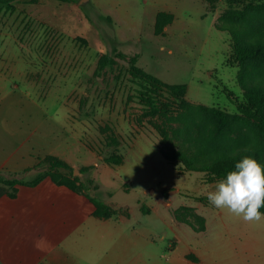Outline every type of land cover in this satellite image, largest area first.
Wrapping results in <instances>:
<instances>
[{"label": "rangeland", "instance_id": "rangeland-1", "mask_svg": "<svg viewBox=\"0 0 264 264\" xmlns=\"http://www.w3.org/2000/svg\"><path fill=\"white\" fill-rule=\"evenodd\" d=\"M263 2L19 0L12 9L0 3V62L14 64L17 78L31 79L18 81L41 102L32 109L63 134L57 146L62 156H46L30 178L46 170L79 176L102 200L149 207L161 232L154 257L161 263L172 259L175 243V260L191 245L196 254L190 258L202 264H264V221L246 223L215 208L207 193L219 180L207 182L202 171L178 173L160 150L190 146L264 153V128L241 112L234 98H244L248 87L264 90V59L244 66L232 62L235 39L229 31L239 33L237 40L264 45V5H257ZM231 5L245 17L228 16ZM159 11L173 17L160 34ZM105 55L113 61L103 62ZM135 57L162 80L187 84L184 102H170V110L178 103L173 112L150 114L140 102L130 72ZM164 97V102L170 98ZM216 107L228 114L227 124L217 122ZM119 155H125L121 164L106 160ZM55 160L71 168H53ZM97 181L103 185L94 188ZM180 207L189 208L180 216L204 228L177 224L173 211Z\"/></svg>", "mask_w": 264, "mask_h": 264}, {"label": "crops", "instance_id": "crops-1", "mask_svg": "<svg viewBox=\"0 0 264 264\" xmlns=\"http://www.w3.org/2000/svg\"><path fill=\"white\" fill-rule=\"evenodd\" d=\"M2 61L0 171L20 173L21 178L32 180L38 173L32 178L30 175L39 170L47 155L62 156L57 146L62 144L63 134L56 123L32 109L33 103L41 106V102L32 98L31 88L24 90L18 81L31 79L17 78L14 64ZM100 185L103 183L97 181L94 188ZM16 188V195L11 196V189L0 184V264L203 263L200 258H190L196 254L191 245L180 260H175V243L169 249L172 259L162 263L154 259L161 248V232L149 207L104 200L122 210L103 217L95 213L96 205L85 193L51 178L35 185L17 184ZM173 216L177 224L183 222L194 228L177 218L175 210ZM161 250L164 255L165 249Z\"/></svg>", "mask_w": 264, "mask_h": 264}, {"label": "trees", "instance_id": "trees-1", "mask_svg": "<svg viewBox=\"0 0 264 264\" xmlns=\"http://www.w3.org/2000/svg\"><path fill=\"white\" fill-rule=\"evenodd\" d=\"M19 0H0L1 4H5L7 8L12 9L15 7L14 2ZM74 1V0H66ZM211 5H213L217 0H207ZM235 0H230V4H234ZM259 5H264L263 3H258ZM226 14L233 19H241L245 17L242 10L233 8L232 5L227 10ZM172 15L166 13L165 11H159L156 15L155 30L156 33H162L164 26L171 22ZM219 29L221 27L217 26ZM231 35L234 34L233 42L231 46L233 48L232 62H237L240 65H246L251 60L259 61L264 59V45L261 43L249 42L244 40H237L239 33L230 30ZM103 62H112L113 59L109 55H105ZM137 57L132 59V64L130 68L131 76L136 84L139 86L138 95L140 102L147 107L150 114H160L173 112L177 108V102L173 103L174 109L170 110V102L174 99L179 101V103L184 102V97L187 92V84L181 83H168L161 78L147 72L142 67L137 65ZM230 95H233L231 90H227ZM168 94L170 96L168 101L164 102L163 96ZM238 109L243 112L246 116L250 117L255 124L264 128V90L256 87H248L244 98L240 99L234 96ZM214 115L219 124L225 125L229 122L228 114L221 108H214ZM163 156L172 164L175 165L178 173H184L187 171H202L204 173V179L207 182H214L221 180L225 177L226 173L234 168L235 163L244 156H251L256 159L259 163L264 165V153L258 149H244L238 152H233L225 149H213L210 151H203L202 149L192 148L190 146L186 148H160ZM48 156V155H47ZM53 155L46 157V160H54ZM56 158V156H55ZM125 155L119 156H108L106 160L112 164H121L124 161ZM54 167L65 166L71 168L69 163L63 160L50 161ZM181 167H179V165ZM41 165V164H40ZM46 178H51L58 183H63L68 185L70 188L77 192L85 193L96 205V214L103 217H110L118 214L122 208L115 207L114 205L92 195L90 193L91 187L85 182L80 180L79 176L71 177V175H61L56 173H50L49 170L40 171L32 180H25L21 178L20 173H9L4 174L0 171V184L8 186L11 190L9 194L15 196L17 192V184H30L35 185ZM184 209H189L188 207H180L176 211L177 218L190 223L197 230H202L204 228L203 223L201 226H196L194 223L186 218V216H180V211ZM264 212V208L260 209ZM201 220V219H200Z\"/></svg>", "mask_w": 264, "mask_h": 264}, {"label": "clouds", "instance_id": "clouds-1", "mask_svg": "<svg viewBox=\"0 0 264 264\" xmlns=\"http://www.w3.org/2000/svg\"><path fill=\"white\" fill-rule=\"evenodd\" d=\"M207 199L246 223L264 221V165L251 156L239 159L225 177L216 182Z\"/></svg>", "mask_w": 264, "mask_h": 264}, {"label": "water", "instance_id": "water-1", "mask_svg": "<svg viewBox=\"0 0 264 264\" xmlns=\"http://www.w3.org/2000/svg\"><path fill=\"white\" fill-rule=\"evenodd\" d=\"M76 171H79V169L75 168V173H76Z\"/></svg>", "mask_w": 264, "mask_h": 264}]
</instances>
